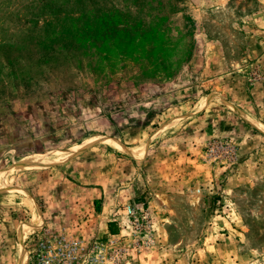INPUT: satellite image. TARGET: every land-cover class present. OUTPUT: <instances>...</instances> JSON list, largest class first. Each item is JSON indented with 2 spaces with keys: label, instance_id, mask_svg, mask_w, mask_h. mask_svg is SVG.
<instances>
[{
  "label": "rangeland",
  "instance_id": "obj_1",
  "mask_svg": "<svg viewBox=\"0 0 264 264\" xmlns=\"http://www.w3.org/2000/svg\"><path fill=\"white\" fill-rule=\"evenodd\" d=\"M129 204L158 241L133 264H264V0H0V219L21 227L0 264L42 225L116 234Z\"/></svg>",
  "mask_w": 264,
  "mask_h": 264
},
{
  "label": "built area",
  "instance_id": "obj_2",
  "mask_svg": "<svg viewBox=\"0 0 264 264\" xmlns=\"http://www.w3.org/2000/svg\"><path fill=\"white\" fill-rule=\"evenodd\" d=\"M206 154L212 161L234 164L237 160L230 143L211 144ZM124 208L119 232L106 238L87 241L45 225L34 229L28 264H133L145 249L157 245V227L150 208L133 204Z\"/></svg>",
  "mask_w": 264,
  "mask_h": 264
},
{
  "label": "crops",
  "instance_id": "obj_3",
  "mask_svg": "<svg viewBox=\"0 0 264 264\" xmlns=\"http://www.w3.org/2000/svg\"><path fill=\"white\" fill-rule=\"evenodd\" d=\"M234 122H235L234 127L236 128L238 133H240L239 136H243V138L240 140L241 144H243L244 141H246L248 138H253V137L257 136L255 133H257V129H259V127L256 123L252 122L251 120H246L243 122V128H242V127H240L241 126L240 122H238V121H234ZM159 148H161V146ZM179 183H181V182H179ZM169 184L172 186L171 183L161 182L158 179L153 181V184L152 183L151 184L149 183V185L147 184V186H145V188L143 190V192L145 191L146 193H143V195L140 196L141 200L143 201L145 199L146 201H149V203H151V205L153 203L156 208L157 207L158 208L164 207L162 202H164L165 197L167 198V194H165V192L167 190H169V187H168V186H170ZM174 184H175V182H174ZM152 185H154V189L152 188ZM136 188H137V186H136ZM152 189H153V191H152ZM137 194L138 193H134V195L130 196V198H128V199L122 198V199H119V201L117 199V203H115L114 205L119 206L122 202L123 203H129L130 200H132L134 198V196H138ZM140 198H139V201H140ZM143 203L146 204V202H143ZM152 211H153V209H152ZM33 217H36V215ZM32 220H34V218ZM4 226H6L5 227L6 233H7V229H10L12 231V233L6 234V238H7L6 240L3 239L2 236H0V248H5V246L3 245V242L8 240V242H9L8 245L11 246L12 249L14 250L15 248H17L15 233H17V232H18V234L21 233V227L19 228L20 223L18 225H16V223L11 219V221H8L7 224H2L1 219H0V232H3L2 229H4ZM111 226H113L118 231V227L116 226L115 223H109L108 227L110 229H111ZM22 235H24V234H22ZM21 249H22V247H21ZM0 250H3V249H0ZM27 263H28V257H27V254L24 253L21 256L18 264H27Z\"/></svg>",
  "mask_w": 264,
  "mask_h": 264
},
{
  "label": "trees",
  "instance_id": "obj_4",
  "mask_svg": "<svg viewBox=\"0 0 264 264\" xmlns=\"http://www.w3.org/2000/svg\"><path fill=\"white\" fill-rule=\"evenodd\" d=\"M116 232L117 230L113 226H111V233H116Z\"/></svg>",
  "mask_w": 264,
  "mask_h": 264
}]
</instances>
